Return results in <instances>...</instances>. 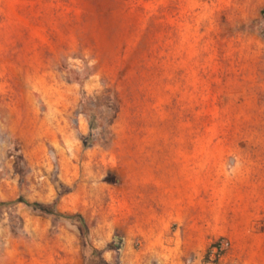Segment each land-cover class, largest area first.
<instances>
[{
    "label": "rangeland",
    "instance_id": "rangeland-1",
    "mask_svg": "<svg viewBox=\"0 0 264 264\" xmlns=\"http://www.w3.org/2000/svg\"><path fill=\"white\" fill-rule=\"evenodd\" d=\"M0 264H264V0H0Z\"/></svg>",
    "mask_w": 264,
    "mask_h": 264
},
{
    "label": "trees",
    "instance_id": "trees-1",
    "mask_svg": "<svg viewBox=\"0 0 264 264\" xmlns=\"http://www.w3.org/2000/svg\"><path fill=\"white\" fill-rule=\"evenodd\" d=\"M6 204L0 203V206H5ZM30 209L38 212L44 213L46 216L51 217L55 220H62L68 223L77 225L79 229L83 232L84 237L82 241V252H81V261L82 264H105L102 260L98 251H96L88 242V239L85 235L86 226L79 215L73 216H64L58 214L54 208H49L37 204L28 205Z\"/></svg>",
    "mask_w": 264,
    "mask_h": 264
}]
</instances>
